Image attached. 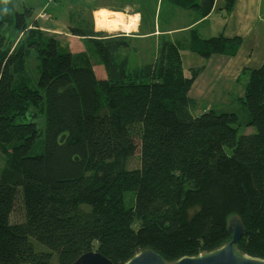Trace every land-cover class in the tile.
I'll list each match as a JSON object with an SVG mask.
<instances>
[{"label":"trees","instance_id":"obj_1","mask_svg":"<svg viewBox=\"0 0 264 264\" xmlns=\"http://www.w3.org/2000/svg\"><path fill=\"white\" fill-rule=\"evenodd\" d=\"M173 1L206 17L215 0ZM33 15L12 18L24 36L13 49L0 30V264H74L91 251L125 264L146 250L171 263L228 244L232 216L244 227L236 248L264 259V68L244 71L239 106L194 115L202 68L186 75L181 55L182 44L234 57L239 38H162L151 62L131 67V37H87L103 59L98 78ZM30 51L37 76L23 64Z\"/></svg>","mask_w":264,"mask_h":264},{"label":"crops","instance_id":"obj_2","mask_svg":"<svg viewBox=\"0 0 264 264\" xmlns=\"http://www.w3.org/2000/svg\"><path fill=\"white\" fill-rule=\"evenodd\" d=\"M145 2V0H128L124 4L121 3L119 7L99 5L90 11V22L92 23L93 21V13L100 10L122 14L130 12L129 15L125 16L139 19L140 10L133 13L130 8H141V5H144ZM164 3H167L169 7V15H163V21L167 22L165 28L163 27L164 29L158 27L156 31L154 30L155 32L148 34L147 32H142V29H140L142 24L138 21V26L133 31L126 34L125 31L119 28V32H125V35L131 37L132 43L144 44L147 55L152 54L153 58L156 56L158 42L163 40L162 38L175 44L183 41V37L185 40L190 39L192 32H195L202 39H208L219 34H224L230 39L239 38L242 45L236 56L225 57L216 55L209 59L203 58L205 61L201 62L200 66L188 69L202 68L190 91V96L196 99L198 103L200 97L206 96L210 97V103L214 108L225 107V105L230 103L234 104L239 97L246 93L248 74L245 75L244 71L264 68V12L262 11L264 10V0H234L231 10L228 8L227 0H215L211 13L206 17L200 16L194 10H185L173 0H158L157 8L163 7ZM161 11L163 13V9ZM163 14H166V12ZM214 19L217 21L215 26L213 25ZM183 21L185 23L181 25L179 22ZM49 29H45V31H49ZM99 31L102 30L99 28ZM185 33L187 34L185 35ZM85 35H74L73 37L81 40L87 37H98L90 36L91 26L90 34ZM242 76H246L247 81L244 82L241 79ZM214 96H216V99H213ZM206 107H209L208 102Z\"/></svg>","mask_w":264,"mask_h":264},{"label":"rangeland","instance_id":"obj_3","mask_svg":"<svg viewBox=\"0 0 264 264\" xmlns=\"http://www.w3.org/2000/svg\"><path fill=\"white\" fill-rule=\"evenodd\" d=\"M146 2L144 5H141V8H130L132 9L133 13L140 10V18L137 20L139 23L141 22L142 32H147L150 34L154 30L164 29L167 22H164L163 15H169V7L167 3L163 4V7L157 8L158 0H145ZM170 1V0H169ZM128 0H0V30H10L6 34L4 44L8 46L16 47L19 44L20 40L24 39L23 34H16L13 32L14 28V16L17 11H22L24 8L31 7L34 10L33 19L36 18L40 25V30L44 32L47 36H53L58 39L59 46L63 49V51H69L73 55L81 54L79 59L83 60V56L86 58H90L94 62V70L95 74L98 78L105 76V67L103 63L102 57L99 53L94 51L92 45H87L86 40L83 38L82 40L79 38H74V33L72 32V28H79L81 32H84L82 35L86 36L85 34H90V26H91V35L90 36H120L125 34V32L111 31L107 29L100 28L98 25H95V19L93 18L92 23L90 22V11L101 5V6H112V7H119L121 3H126ZM110 9H124V8H110ZM161 9H163V13H161ZM161 11V12H160ZM264 12V10H262ZM130 12L127 13H120L121 15H129ZM160 14V15H159ZM134 15V14H132ZM160 16V17H159ZM161 19V20H160ZM142 20V21H141ZM181 25L185 23L179 22ZM217 23L216 19H214L213 25L215 26ZM44 28H43V27ZM164 27V28H163ZM50 28V29H49ZM102 30L99 31L98 30ZM49 29V31H45ZM109 31V32H106ZM154 31V32H155ZM58 32L57 34H55ZM110 34V35H109ZM127 34V32H126ZM187 33H185L186 35ZM2 35H0L1 37ZM184 36V35H181ZM179 36V37H181ZM183 40L185 38L183 37ZM182 41L179 42V44ZM147 47V46H146ZM88 48V49H87ZM149 48V47H147ZM128 52L130 65L131 67L142 66L146 63H149L153 60L152 54L147 55L144 44H136L132 43L129 49L126 51ZM181 55L183 58V64L187 75H190L191 72L188 70L190 67H198L200 66L201 62L205 61L199 55L193 53L191 50L187 49L185 46L181 44ZM123 56V55H122ZM120 58V57H119ZM122 58V57H121ZM80 60H76V62L80 63ZM63 65H69V60L63 59ZM23 64L25 67V71L27 73H33L35 76L38 74V64L39 61L36 58V53L34 51H30L26 59L23 60ZM20 71V70H17ZM242 80L247 81L246 76L241 77ZM220 95V94H219ZM218 95V96H219ZM246 93L239 97L240 99L245 97ZM216 99V96L213 97ZM210 97H200L198 107L193 111L195 115H201L204 111H208L211 108H214L213 105L210 103ZM235 101V99H234ZM208 102L209 107H206ZM237 102V101H236ZM239 106L238 103H230L225 105V108H233ZM223 107H215L214 109H221ZM41 123V119H37ZM251 129H244L242 128L240 132L249 131ZM2 150V149H0ZM140 156L137 154L131 161V168H137L140 166ZM4 157L1 155L0 152V168L3 166ZM2 169H0V172ZM132 197L131 194L127 195L129 199ZM232 216V215H231ZM237 218L236 216L230 217V224L233 219Z\"/></svg>","mask_w":264,"mask_h":264},{"label":"water","instance_id":"obj_4","mask_svg":"<svg viewBox=\"0 0 264 264\" xmlns=\"http://www.w3.org/2000/svg\"><path fill=\"white\" fill-rule=\"evenodd\" d=\"M234 130L237 127H233ZM65 137H62V141ZM229 232L232 240L211 252L194 257H182L175 262H166L153 250H146L136 254L125 264H264V259L255 258L240 252L236 246L244 235V227L239 218L232 220ZM74 264H114L100 252L91 251L82 255Z\"/></svg>","mask_w":264,"mask_h":264},{"label":"bare ground","instance_id":"obj_5","mask_svg":"<svg viewBox=\"0 0 264 264\" xmlns=\"http://www.w3.org/2000/svg\"><path fill=\"white\" fill-rule=\"evenodd\" d=\"M96 27L116 31L121 28L125 32H131L138 26L137 17H128L120 13L110 11H95L93 13Z\"/></svg>","mask_w":264,"mask_h":264}]
</instances>
